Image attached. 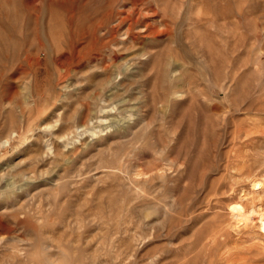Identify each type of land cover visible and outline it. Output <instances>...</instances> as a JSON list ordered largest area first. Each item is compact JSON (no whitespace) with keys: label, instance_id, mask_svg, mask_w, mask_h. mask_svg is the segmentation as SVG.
<instances>
[{"label":"rangeland","instance_id":"1","mask_svg":"<svg viewBox=\"0 0 264 264\" xmlns=\"http://www.w3.org/2000/svg\"><path fill=\"white\" fill-rule=\"evenodd\" d=\"M235 204L264 211V0H0V264H264Z\"/></svg>","mask_w":264,"mask_h":264},{"label":"bare ground","instance_id":"2","mask_svg":"<svg viewBox=\"0 0 264 264\" xmlns=\"http://www.w3.org/2000/svg\"><path fill=\"white\" fill-rule=\"evenodd\" d=\"M2 10V9H1ZM3 11V10H2ZM136 11V10H135ZM134 9H131L130 11H125V12H120L118 13V16L117 17V20L115 21V23H117L115 25V27H112V28H105L104 31H105V35L103 37L104 40H102V42H98L100 45V47L102 48H106L110 45V42H112V45L114 40H116L117 37L120 38V36H122L121 34V31H122V27L124 25L125 22H127V29L125 30V34L124 36H128L129 34H131V31L134 29L135 25H136V20H134L133 18H131V15L135 13ZM142 12V11H141ZM123 13V14H122ZM137 16V15H136ZM205 16V15H204ZM202 18V17H201ZM207 18H210V17H207ZM207 18L205 19L207 21ZM223 18V17H222ZM140 19V17H139ZM211 19V18H210ZM202 21V20H201ZM212 21V20H211ZM215 22V20H214ZM228 23V21H227ZM139 24V23H138ZM229 25V24H228ZM136 28V27H135ZM153 31V29H151ZM93 32V30H92ZM101 32V31H100ZM104 33V32H103ZM133 33V32H132ZM92 34V33H91ZM96 34V31H94V33L91 35L93 38V40L96 38L95 36ZM107 37L110 38L111 40L107 41ZM136 37V36H135ZM92 40V41H93ZM131 40L134 41V37L131 36ZM98 41V39H97ZM116 46V45H115ZM97 48V46L95 47ZM101 48V49H102ZM96 50V49H95ZM99 50V49H98ZM83 51V50H82ZM100 51V50H99ZM106 52V51H104ZM103 52V54H105ZM97 54V53H96ZM99 56V55H98ZM100 57V56H99ZM102 57V56H101ZM223 64V63H222ZM232 65V63H231ZM107 66V65H106ZM231 67V66H230ZM231 70V69H230ZM229 72V71H228ZM227 84V83H226ZM221 90V89H219ZM227 110V109H226ZM224 116V115H223ZM160 118V117H159ZM222 119V118H221ZM247 130V129H246ZM235 131V130H234ZM14 138V135H11V137L9 139H7L4 144L5 145H8L10 140ZM245 138V137H244ZM259 140V139H258ZM253 142V141H252ZM105 146V145H104ZM106 173V172H105ZM108 174V173H107ZM106 174V175H107ZM262 185V184H261ZM256 186V185H255ZM258 187V186H257ZM253 188V187H252ZM233 210V215L235 218H243L251 223H257V227L258 229L263 233L264 235V211H254V210H251L250 212H246L243 207L240 205V204H235L234 207L232 208ZM164 214V213H163ZM264 238V236L262 237ZM263 242V241H262ZM211 244V243H210ZM242 258V257H241ZM249 262V261H248ZM248 264V263H247Z\"/></svg>","mask_w":264,"mask_h":264}]
</instances>
